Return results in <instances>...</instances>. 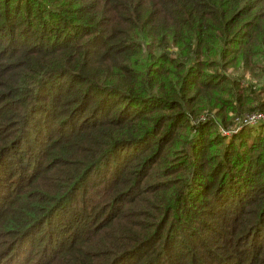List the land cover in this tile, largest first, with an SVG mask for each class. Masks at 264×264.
<instances>
[{"label": "trees", "instance_id": "16d2710c", "mask_svg": "<svg viewBox=\"0 0 264 264\" xmlns=\"http://www.w3.org/2000/svg\"><path fill=\"white\" fill-rule=\"evenodd\" d=\"M0 76V166L24 133L44 158L0 212L31 195L4 264L37 254L53 207L100 165L114 216L134 221L106 237L117 254L105 239L74 264L193 263L213 239L224 264H264V123L220 133L264 114V0H0ZM38 113L55 131L30 144ZM50 174L60 190H35ZM175 224L184 231L170 237ZM63 237L54 263L80 246Z\"/></svg>", "mask_w": 264, "mask_h": 264}, {"label": "rangeland", "instance_id": "374dc122", "mask_svg": "<svg viewBox=\"0 0 264 264\" xmlns=\"http://www.w3.org/2000/svg\"><path fill=\"white\" fill-rule=\"evenodd\" d=\"M40 76L38 70H36L35 80ZM7 81V77L0 79V82ZM247 81H249V78H247ZM6 114L7 111L4 115ZM50 122H52L51 119L49 117L45 119L43 113L33 114L30 118V127L28 130L30 133L28 136L30 144L42 141L40 140L42 139L41 136H45L46 133H54V126H48ZM8 130L9 129L4 126L3 128H0V134L5 136L9 133ZM20 140L22 146L20 154L13 153L12 155H14V158L8 157L4 164L0 166V212L3 211L2 208L5 207L6 198H8L13 190L30 182V175L33 174V170L35 168L40 169L44 166L43 153L37 152L34 148L26 144L25 133L20 136ZM3 168H5V171ZM90 169L91 167L86 169L85 172H88ZM109 172H107L103 165H100L87 177H84L83 182L79 184L78 187H75V190L76 188L78 190L74 191V193H71V191L67 193L65 199L60 204L53 207L55 208L58 206L59 211H57L47 224L43 225L41 228L42 234L39 239L40 243L37 254L32 257H25V253L23 254V248H21L19 253L23 255L18 258L15 264H74L75 261L73 257L75 254L76 258L80 255L86 254L87 249L95 247L97 244L104 241L107 236H113L117 233L121 227L123 228L124 223L127 225L129 222L134 221L131 217V212L128 217L121 222L117 220V216H114L113 206L119 197H115L112 193V189L106 188ZM48 179L52 180L51 174L47 176V179H45V177L40 178L35 186V190L39 189L43 192L56 194L60 190L58 187L59 184L48 182ZM19 194L18 201L21 200L22 202H14L15 208L12 213L3 219L0 218V245L3 248H5L4 242L9 239L8 234L14 230L11 221H16L17 210L21 207H25V203L28 202V198L31 196L27 190L25 191V189L21 190ZM118 213L119 215L121 214L120 211ZM165 230H168V235L172 237L176 234H182L184 228L182 225L175 224L173 227L166 225ZM83 231L88 235L79 242L78 239L84 235ZM61 235L64 236L63 238L65 240L63 241H71V246L75 247L77 243L80 246L75 247L72 253L66 258L60 259L58 262L54 263V260L51 261V257L54 258V256H52L53 254H51L54 250V240H59ZM263 236L264 235H261L260 238ZM215 241V239L211 241L209 240V243L206 245L202 254L197 248L195 251V253H197V258L193 263L174 261V263L170 264H200L201 262L204 264H224V257H217L220 244L215 243ZM236 242H238L239 253L243 257L247 256L245 250L248 252L252 251L250 239L240 237ZM226 243L228 244V242ZM61 244L63 243L60 241V245ZM114 249L115 247L111 246L110 240L106 239L102 251H114ZM1 251L2 250H0V258H2ZM113 253H116V250ZM13 255L14 253H10V257ZM236 256L238 255H235V257ZM239 259L242 260L240 257ZM5 262L6 261L0 259V264H4ZM10 264L14 263L11 262Z\"/></svg>", "mask_w": 264, "mask_h": 264}, {"label": "built area", "instance_id": "2783aa9c", "mask_svg": "<svg viewBox=\"0 0 264 264\" xmlns=\"http://www.w3.org/2000/svg\"><path fill=\"white\" fill-rule=\"evenodd\" d=\"M264 123V114L253 113L251 115L245 116L240 124L231 126L228 129H220V133L224 137H228L233 134H238L242 129L246 127H256Z\"/></svg>", "mask_w": 264, "mask_h": 264}]
</instances>
